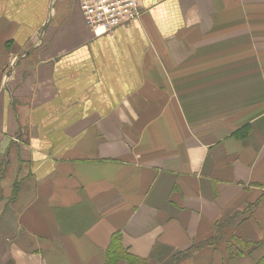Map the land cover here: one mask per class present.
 <instances>
[{
  "label": "crops",
  "instance_id": "crops-1",
  "mask_svg": "<svg viewBox=\"0 0 264 264\" xmlns=\"http://www.w3.org/2000/svg\"><path fill=\"white\" fill-rule=\"evenodd\" d=\"M94 37L78 0H0V264L264 255V0H141ZM117 264H131L120 260Z\"/></svg>",
  "mask_w": 264,
  "mask_h": 264
},
{
  "label": "trees",
  "instance_id": "trees-1",
  "mask_svg": "<svg viewBox=\"0 0 264 264\" xmlns=\"http://www.w3.org/2000/svg\"><path fill=\"white\" fill-rule=\"evenodd\" d=\"M260 199H264V193L260 196ZM234 218L235 216H231L225 220L216 222L214 225V232L209 238L193 243L186 250L174 254L172 257V264H179L184 257L202 247L210 246L216 248L223 242L227 259L249 253L255 244L245 241L236 233H231L229 236L226 235L228 228L233 225ZM120 260H126L131 264H144L143 260L136 258L123 247L121 235L119 232H116L110 237L105 253L104 264H117ZM255 264H264V255Z\"/></svg>",
  "mask_w": 264,
  "mask_h": 264
},
{
  "label": "built area",
  "instance_id": "built-area-1",
  "mask_svg": "<svg viewBox=\"0 0 264 264\" xmlns=\"http://www.w3.org/2000/svg\"><path fill=\"white\" fill-rule=\"evenodd\" d=\"M141 0H78L84 22L94 37L139 18Z\"/></svg>",
  "mask_w": 264,
  "mask_h": 264
},
{
  "label": "water",
  "instance_id": "water-1",
  "mask_svg": "<svg viewBox=\"0 0 264 264\" xmlns=\"http://www.w3.org/2000/svg\"><path fill=\"white\" fill-rule=\"evenodd\" d=\"M10 138H5L4 141L0 144V154L3 155L6 152V149L9 145Z\"/></svg>",
  "mask_w": 264,
  "mask_h": 264
}]
</instances>
